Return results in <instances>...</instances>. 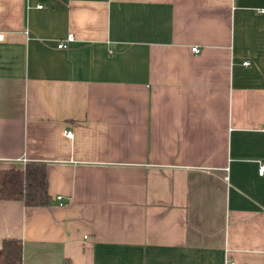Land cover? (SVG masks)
I'll return each instance as SVG.
<instances>
[{
    "label": "crops",
    "instance_id": "0c3cea01",
    "mask_svg": "<svg viewBox=\"0 0 264 264\" xmlns=\"http://www.w3.org/2000/svg\"><path fill=\"white\" fill-rule=\"evenodd\" d=\"M0 31V168L51 198L0 199L20 264H264V0H0Z\"/></svg>",
    "mask_w": 264,
    "mask_h": 264
},
{
    "label": "trees",
    "instance_id": "16d2710c",
    "mask_svg": "<svg viewBox=\"0 0 264 264\" xmlns=\"http://www.w3.org/2000/svg\"><path fill=\"white\" fill-rule=\"evenodd\" d=\"M44 165L24 162L21 167L0 168V199H15L24 205H46L51 202L46 189ZM21 263L19 238L0 239V264Z\"/></svg>",
    "mask_w": 264,
    "mask_h": 264
},
{
    "label": "built area",
    "instance_id": "2783aa9c",
    "mask_svg": "<svg viewBox=\"0 0 264 264\" xmlns=\"http://www.w3.org/2000/svg\"><path fill=\"white\" fill-rule=\"evenodd\" d=\"M37 6H39V5H37ZM256 10L257 11H262V8H257ZM2 37H3V34H2V31H0V41L2 40ZM71 39H72V36H71V34L68 33V34L65 35V37L63 39L58 40L55 45H56V47H65ZM190 50L191 51H196L197 48L195 46H192V47H190ZM243 63L245 64L246 61H243ZM263 128H264V126H263ZM63 134L65 136H70L69 130H63ZM256 174L259 175V176L264 175V161H259L257 163ZM59 198H60V196H58V195L55 196V199L57 201L59 200Z\"/></svg>",
    "mask_w": 264,
    "mask_h": 264
}]
</instances>
